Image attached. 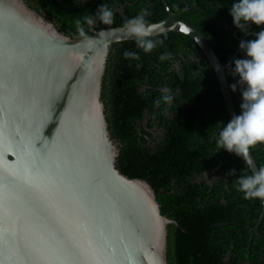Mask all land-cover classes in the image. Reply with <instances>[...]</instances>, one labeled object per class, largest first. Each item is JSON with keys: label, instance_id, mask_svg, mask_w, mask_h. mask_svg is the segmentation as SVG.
<instances>
[{"label": "water", "instance_id": "obj_1", "mask_svg": "<svg viewBox=\"0 0 264 264\" xmlns=\"http://www.w3.org/2000/svg\"><path fill=\"white\" fill-rule=\"evenodd\" d=\"M159 1L166 19L157 24L199 48L230 120L225 71L239 44L221 64L206 39ZM115 29L71 38L24 0H0V264H167L173 222L148 182L118 170L119 144L105 117L110 49L135 41ZM248 168L259 170L251 152Z\"/></svg>", "mask_w": 264, "mask_h": 264}, {"label": "trees", "instance_id": "obj_2", "mask_svg": "<svg viewBox=\"0 0 264 264\" xmlns=\"http://www.w3.org/2000/svg\"><path fill=\"white\" fill-rule=\"evenodd\" d=\"M69 37H80L75 20L94 14L107 4L115 11L114 23H83L87 37L109 28H120L127 18L148 9V22L166 19L159 0H24ZM177 19L197 30L209 43L221 64L234 55L240 40L254 39L233 25L229 8L233 0H165ZM151 52L135 41L114 44L109 52L101 97L113 140L119 144L118 170L129 179L148 182L168 226L167 264H264V216L256 226L260 199H244L236 179L248 174V166L235 154L219 150L215 136L229 120L219 84L199 48L182 34L167 33ZM138 53L139 61L123 52ZM163 53L170 58L159 59ZM240 50L237 58L242 57ZM236 58V59H237ZM139 63L141 67L136 68ZM232 66V65H231ZM230 66V67H231ZM225 71L227 85L235 83ZM174 95L171 105L161 100V88ZM239 112V89L232 92ZM153 130L161 139L153 146ZM260 169L264 144L250 150ZM229 170L235 174L227 176Z\"/></svg>", "mask_w": 264, "mask_h": 264}, {"label": "clouds", "instance_id": "obj_3", "mask_svg": "<svg viewBox=\"0 0 264 264\" xmlns=\"http://www.w3.org/2000/svg\"><path fill=\"white\" fill-rule=\"evenodd\" d=\"M150 15L148 9H143L134 17L127 18L121 26L128 38L134 39L137 48L149 53L157 45H163V39H153V34H163L159 24H153L146 19ZM229 15L233 25L242 34L248 35L252 26L255 31L251 34L254 39L241 40L239 49L242 57L233 61L229 71L235 79L230 84L232 92L239 89L241 103L238 114H234L227 123H223L215 136L216 147L228 153L235 154L245 166H250V150L258 144H264V0H233ZM115 11L107 4L98 6L94 14L85 15L83 23L92 26L97 21L103 25L111 26L114 23ZM82 20L76 19L75 25L80 37L87 38L82 26ZM117 29H107L108 34ZM103 35V33H101ZM125 59L132 58L139 61L138 53L125 50ZM170 58L169 53H163L159 59L164 61ZM141 65L136 64L139 69ZM161 99L155 101L159 106L161 100L165 105H171L174 95L167 87L161 88ZM235 174L229 170L227 176ZM237 191L243 194L244 199L264 200V167L250 175H239L236 179Z\"/></svg>", "mask_w": 264, "mask_h": 264}, {"label": "rangeland", "instance_id": "obj_4", "mask_svg": "<svg viewBox=\"0 0 264 264\" xmlns=\"http://www.w3.org/2000/svg\"><path fill=\"white\" fill-rule=\"evenodd\" d=\"M153 140L149 142V146L153 147L160 139H161V132L159 130H153Z\"/></svg>", "mask_w": 264, "mask_h": 264}]
</instances>
